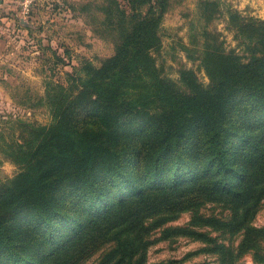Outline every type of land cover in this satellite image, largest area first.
Masks as SVG:
<instances>
[{
    "label": "rangeland",
    "instance_id": "1",
    "mask_svg": "<svg viewBox=\"0 0 264 264\" xmlns=\"http://www.w3.org/2000/svg\"><path fill=\"white\" fill-rule=\"evenodd\" d=\"M263 55L264 0H0V210L4 230L19 236L12 246L6 244L0 262L12 264L15 255L7 247L18 253L21 242L34 237L32 255H18L27 259L18 264H38L33 263L35 256L42 260L40 264H128V251H132V264L140 258L143 264H264V232L259 233V250L239 247L247 223L264 227V164L248 190L253 206L246 217H234L242 211L241 198L194 189L193 178L195 172L205 177L215 171L209 143L200 144L211 136L199 127L211 123V113L216 117L219 106L212 100L234 88L227 79L235 70ZM115 57L121 59L115 69H125L119 76L130 88L123 101L135 102V120L159 123L149 140L153 156L164 148L172 133L166 129L174 119L180 128H196L179 138L181 146L175 147L191 163L169 156V166L161 169L170 168L166 173L152 169L137 176L129 166L130 177L117 182L107 179L105 186H115L120 195L115 193L114 200H125L91 233L85 229L103 209L101 202L97 206L87 192L67 197L60 188L53 194L57 210L46 225L29 211L34 201L23 196L29 191L28 183L17 177L26 168L42 171L28 163L37 161L40 166V160H46L47 130L67 102L85 91L88 77ZM138 58L141 63L132 65ZM127 72L133 76L130 80ZM193 87L202 89L197 93L209 92L208 99L200 97L193 106L169 100L173 93L186 102L183 96L196 94L191 95ZM172 105L176 113L170 110ZM252 108L246 106L228 117L234 125L227 133L229 158L248 142L251 129L264 138ZM190 110L191 115L185 114ZM132 125L114 127L110 138L114 147L125 149L127 159L136 134ZM244 159L243 152L232 159V170L246 172ZM178 160L182 169L175 175L185 176L178 182L184 184L183 193L157 185L179 170L173 164ZM139 183L143 185L137 188ZM143 186L159 187L158 192L141 195ZM16 193L21 199H6ZM39 231L44 234L38 235ZM120 251L126 252L124 258Z\"/></svg>",
    "mask_w": 264,
    "mask_h": 264
},
{
    "label": "trees",
    "instance_id": "2",
    "mask_svg": "<svg viewBox=\"0 0 264 264\" xmlns=\"http://www.w3.org/2000/svg\"><path fill=\"white\" fill-rule=\"evenodd\" d=\"M120 61L119 57H115L108 62L102 71H97L95 74L90 75L85 84V91H80L71 98L60 112L57 122L49 127L47 130L49 149L44 154L46 160H40V166L37 165V161L28 163L35 167H42V171L26 168L17 177V179L21 178L22 181L28 183L29 191L26 194L23 192V196L25 199L34 201V206L29 211H32L36 218L46 225H50L49 220L53 216L51 212L57 210L55 207L56 199L53 194L62 188L67 197L71 193L87 192L90 194L87 196L90 201L97 202V206L102 204L103 209L97 210L98 215L96 218L92 217L89 219L92 221L91 225L90 222L89 225H85V230L91 229L89 233L96 229V227L98 229L97 223L107 215H111L109 213L125 200L124 197L114 200L115 193L117 194L116 196L120 195L115 186L112 188L105 186L106 180L112 179L114 182H117L124 179L125 176L130 177L126 171L129 166H132L133 171H135L134 175L137 174V176L141 172H150L152 169L155 172L160 170L161 173H166L170 168H166V171L161 169L164 165H166L165 167L169 166L170 161L167 158L169 156L180 157L176 152L177 148H175L176 146H181L178 139L185 138L189 132L193 134L192 132L196 131L195 127L190 131L186 128H180L177 126V121L171 119V125L166 131L170 130V133H172L169 139L165 141L164 148H161V153L159 152L160 154L153 156L149 140L151 134L156 130V126L158 128L159 123L153 120H135L133 116V111L136 108L135 102L123 101L130 86L128 82L122 81L119 76L125 73V69H115ZM140 63L141 58H138L132 65L136 66ZM128 66L129 64L127 63V65H124V68ZM126 77L127 80L133 78L131 72H127ZM227 81L234 88L225 96H223L222 92L217 93V97L212 100L217 104L215 107L219 106V108H216V117L213 113L210 114L211 117L213 116L209 120L212 125L201 124L199 126L204 130L205 134L211 136L202 139L200 144L204 142L209 143L206 146L210 148V152L212 153L215 171L212 173L206 172L205 177H201V175L195 172L193 178H196L195 184L197 186L194 189L203 188L209 194L227 196L229 198H241L242 211L240 214L236 213L234 215L237 218L252 214V195L248 194V190L252 187L253 176L256 174V170L264 164V138L262 134L259 136L251 129L249 131V133L251 132V137H248V142L242 143L239 146L234 158H229L228 152H231V148H229L230 140L227 139V133L233 131L234 125L227 120L229 116H233L236 113L235 111L252 105L253 108L251 110L253 111L255 121H258L260 126L264 128V55L254 60L253 63L243 65V67L235 70L228 77ZM193 90H191V95H194L195 92L194 96H183L187 99L184 103L181 101V97H173V93L170 94V97L168 95L169 100H180L182 105L193 106L198 102L200 97L208 99L207 97L210 95L208 94L209 92L204 91L197 93V90H202L198 87H193ZM123 102H125L124 105ZM210 103L211 101L208 102V104ZM197 106L202 109L207 108L205 103H197ZM170 110L176 113L173 105L170 107ZM192 112L193 110H190L185 114L191 115ZM128 122L133 123L132 126L136 129V134L132 138V151L129 152L130 159L123 156L125 149H120L118 146L114 147L110 139L114 127H125V123ZM242 138L247 139L244 136ZM163 149H166V151L163 152ZM241 152L245 156L246 172L244 173L233 171L231 165V160L238 159ZM206 154L210 155L209 153ZM153 159L154 166H152ZM180 159L191 163V159L188 156H182ZM181 162L179 160L174 161L173 164L179 170H174L171 177H165L162 180L163 183L159 182L157 185H162L169 192H179L184 184L178 183L182 175H175V173H180L182 169ZM198 175L199 179H197ZM183 177L182 181L185 180ZM197 180H199V183ZM141 185L143 184L139 183L136 187L139 188ZM158 188L156 186H143L141 195L151 196L152 193L158 192ZM159 191L161 192V189ZM184 191L182 189V193ZM124 194L127 195L126 192ZM11 196L6 195V199L10 201L11 198L12 200H17L22 197L19 193H16L13 197ZM1 199L2 196L0 197V201ZM8 201L5 203H9ZM2 210L3 208L0 210V258L4 256L1 254L6 251L4 249L6 248V244L12 246L13 240L19 238L16 234L4 230L3 225L5 222ZM118 211L119 207L115 212ZM54 218L56 219L55 216ZM60 218L61 215L58 220ZM131 224L133 225L134 223ZM263 232L264 227H254L247 223L245 235L240 241L239 247L247 245L248 248L256 247L259 250L260 240L258 237L259 233ZM43 234L40 231L38 233L40 236ZM34 242H36L34 237L25 238L18 246L21 248V251L18 253L13 248L7 247L15 255L10 262L18 264L20 261L27 260L17 256L20 254L28 256L30 254L31 256L32 248L35 245ZM123 245L124 247L129 246L127 239ZM131 253L132 251H128L130 259L128 264H132ZM125 254L126 252L120 251V258L121 256L124 258L123 255ZM35 258L33 263L37 262L40 264L42 260L38 259L39 257L37 256ZM1 262L0 264H2ZM138 264H143L142 258L139 259Z\"/></svg>",
    "mask_w": 264,
    "mask_h": 264
}]
</instances>
